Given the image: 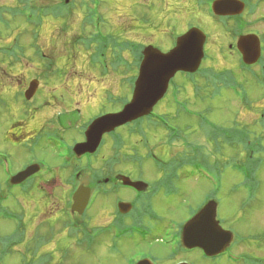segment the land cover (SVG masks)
Masks as SVG:
<instances>
[{
	"label": "rangeland",
	"instance_id": "374dc122",
	"mask_svg": "<svg viewBox=\"0 0 264 264\" xmlns=\"http://www.w3.org/2000/svg\"><path fill=\"white\" fill-rule=\"evenodd\" d=\"M60 1L33 0L38 7L45 4L57 6ZM67 1L72 2L70 13L66 11L63 14L64 17L58 19L47 15L33 29L22 23L20 19H12L15 20V23L11 24V30L8 31V28L5 29L0 22V48L9 45L14 38H18L24 46V51L26 50L25 57L23 56L24 58L18 64L11 63L10 58L4 56L3 58L0 54V152L6 155L0 154V191L3 192V195L10 191L11 196L12 194L16 196L15 201H11V199L8 201V206L18 212H20L18 205L20 208L22 206L27 235L33 231L35 233L40 221L47 224V228L42 232L47 237L44 238L47 243L42 246L43 251L46 252L44 264H127L129 258L136 253L156 255L159 264H179L181 262L243 264L247 258L238 256V253H242L259 257L261 264H264V158L261 160L258 157L252 158L253 162L259 163L248 187L242 184V176L231 169H222L217 182L213 179L183 178L173 185L177 193L166 194L163 189L156 187V192L150 195V198L152 197L150 200L151 212L155 219L142 213L143 219L151 229V236L148 240L121 239L117 243L116 251H111L108 245L110 239L105 234L99 236L94 242V239L88 242L89 239H84L81 234V231H85L83 228L71 230L67 219L62 214L66 195L70 189L71 168L62 165L61 154L64 149H56L50 143L46 144L44 142L45 135L48 132H57L64 136L68 143L75 139L81 140L80 129L83 126L80 125L93 114L102 111H116L130 100L131 84L128 83V76L135 74V71L132 73L131 69L128 70V67L122 63V67L121 65L113 67L114 55L109 58L106 54L107 59L104 57L102 60V57L98 61L93 58L92 46L90 48L81 43L82 37H87L91 31V25H88L87 21H83L87 11L86 7L90 4H87L88 0ZM95 1L100 4L97 7L98 14L94 20H99L104 33L112 35V38L118 40L142 44L141 47L150 45L165 51L171 47L173 36L181 34L189 24L197 23L207 33L204 52L208 57L203 61V65L217 71L228 69L237 75H244L237 68L239 58L236 50L233 51L232 48H229L230 44L235 45L239 36L232 38L230 32L221 29L220 25L214 19L212 21L208 19L204 12V19L199 18L196 12H192L190 9L197 8L200 0ZM18 2L22 3L23 1L0 0V7H11ZM249 10L251 11L249 15L246 11L247 16L244 17L245 24L248 23L245 31L259 36L264 60V2L259 4L258 9L254 8L253 3L250 4ZM199 13L202 14V11ZM5 14L10 20L13 17L9 12H5ZM207 20L212 24V28L207 26ZM31 31L37 35L34 46L31 45L33 43V39L30 37ZM40 48L47 59L54 60V67L59 68L52 78L46 75L47 81L44 80L46 71L44 63L47 61L33 59L37 57L35 49ZM31 50H33V54ZM127 55H129V50L123 53V57H126L128 64H131L130 56ZM67 60H71L72 64L69 62L67 66ZM61 68L65 70L64 73ZM258 68L259 66H253L254 70ZM245 74L249 76L247 73ZM246 75L244 89L248 95L241 102H238L231 89L221 87L215 93L214 88L218 86L215 82H213V89L209 94L211 84H206L205 81L201 82V79L198 80L200 89H195L192 83H188V80L182 82L180 74H176L169 81L170 84L173 81L176 84L179 83L182 91L180 93L181 101L187 100L191 108L207 112V117L213 124L228 128L237 121L239 126L234 124L232 128L241 129L246 126L252 132L250 133L251 137L254 138L257 135H262L264 129V123L258 121L260 119L259 112L264 108V85H260ZM32 77L40 78L39 87L30 100V104L27 105L21 103L19 99L17 100V96L19 98L20 90L27 87V82ZM245 100H247L246 103ZM162 104L163 102L155 106L156 112L170 117L175 127L179 125L185 131H188V127L184 125L189 123L190 128H196V133L198 132L196 138L200 143L204 140L202 134L210 133V128L219 129L212 126L206 130L201 129L196 117L185 118L182 115L183 111L177 106L176 108L172 102L167 103L169 108H164ZM72 112L76 113L73 123L67 121L66 116L68 115H65ZM145 122H149L145 123V131L149 136L147 140L150 142V146H153L152 149L156 148L158 156L165 157L168 150L175 152L176 148H180V142H175L177 139L168 140L166 131L161 129L158 123L151 120H145ZM20 131L22 133H19ZM11 132H16L18 137L12 136ZM118 133L116 136L118 141L113 143L114 141L107 139L99 149L97 158L94 161L91 159L93 161L90 165L91 168L85 163L78 165L77 168L81 169L79 181L85 185L95 182L96 180H92L91 177L95 167L100 168L99 174H96L102 178L107 169L104 168V161L113 154L120 158L115 167V162H110L111 167H114L113 171L126 173L132 180L158 183L162 175L157 172L158 168L152 159L146 157V148L142 146L140 137L130 134L126 128H119ZM187 133L190 137L192 136L190 130ZM34 136H39L38 140L33 138ZM121 138L124 141L123 148L119 149V152H114L113 148L116 144H123L119 140ZM110 139L112 138L110 137ZM219 143L225 150L223 152L225 158L220 159L221 162L229 161L233 157L245 159L247 154L251 153L249 147H234L231 150L223 139H220ZM261 143L264 144V135L261 136ZM63 145L65 143L60 144V147ZM38 162L49 166L50 172L47 174L45 170L40 171V176L34 181L35 188L26 194L21 193L20 189L15 186H10L11 189L6 188L8 180L5 177L8 173L20 171L28 164ZM95 188H97L96 183L92 184L89 190L92 191ZM213 188L217 189L215 196L217 220L223 229L238 235L240 240L232 242L226 248L225 255L215 260H204L197 249L184 253V250L180 248L177 256L171 257L169 255L171 251L167 249L168 246L166 247L160 239L156 240V238L165 231L175 235L177 232L175 228L188 218V213L193 207L199 208L197 206L206 191ZM116 194L130 196L131 190L124 188ZM112 202L113 196L108 197V195L94 199L87 210L83 212L82 217L79 216L81 225L86 229L85 223L92 227L107 222L113 212ZM146 205L147 202L145 207ZM48 226L52 229L49 230ZM12 228L11 222L0 219V235L8 234ZM50 236H52V240ZM29 240L26 241V245L17 248L20 253H29L26 246L28 244L32 247L33 244L32 242L29 244ZM235 258H239V261L235 262L233 260ZM17 260V255L13 254L7 260V264H14Z\"/></svg>",
	"mask_w": 264,
	"mask_h": 264
},
{
	"label": "trees",
	"instance_id": "16d2710c",
	"mask_svg": "<svg viewBox=\"0 0 264 264\" xmlns=\"http://www.w3.org/2000/svg\"><path fill=\"white\" fill-rule=\"evenodd\" d=\"M19 1V0H17ZM23 2L16 3L13 6H2L0 7V22L5 27V29L8 28V31L11 30V24L15 23V20L20 19L22 20V23H24L26 26L37 27L40 23L43 17L47 15H52L56 19L63 18L64 12H69L72 10V2L69 3L68 1L65 2V0H61L58 2L57 6L52 5H43V6H36V4L33 2V0H22ZM198 6H202L206 3V0H200ZM87 4H90L87 8L86 13L84 14L83 21H87L88 25H91V31H89V35L87 37H82V44L84 46H88L94 50L93 51V58H95L96 61L98 59L104 60V57L107 59L106 54L109 58H112L114 55L113 60V67L116 65L124 64L128 67V70L131 69V72L133 73L136 69L137 63L140 59V50L141 45L136 42L132 41H124V40H118L115 38H112V35L104 33L102 28L100 27V22L98 19L94 20L97 13V7L99 6V2L95 0H88ZM208 4V2L206 3ZM202 8V7H201ZM5 12H9L13 17L8 18V16L5 14ZM6 15V17H5ZM15 19V20H12ZM221 27V29H224L226 32H230V35L232 38L237 37L241 33H246L248 31L246 30L245 20L241 18H213ZM65 27H68L67 25H64ZM245 31V32H244ZM30 37L33 39V43L31 44L34 46V41L37 38V35L31 31ZM77 42V41H75ZM6 45V44H4ZM71 47V45H69ZM143 46V45H142ZM109 48V50H108ZM129 50V55L131 61V64H128L126 62V57H123V53L125 51ZM32 54H33V50ZM24 46L22 43H20V40L18 38H14L12 42H10L9 45H6L5 47L0 48V54H2V57H8L10 58V62H14V64H18L25 56ZM122 54V56H121ZM35 55L37 57L33 58L38 61H47L45 64L46 71L44 73V80H48L46 75L50 78L53 77V75L59 70V68L56 66L54 67V60L53 59H47V56H45L42 52V49H35ZM33 55V56H35ZM125 55V54H124ZM24 56V57H23ZM126 56V55H125ZM3 57V58H4ZM123 57V58H122ZM1 58V59H3ZM30 59V58H28ZM68 62L66 65L68 66V63L71 61L67 60ZM261 62V60H260ZM258 62L259 68L254 70L253 66H247L243 63H240L238 66V71L243 72L244 75L236 74L234 71L223 69V70H215L213 68H207L204 65L199 68V70L194 74H186V73H180L182 76V79L184 81L188 80V83H192L193 86L196 88H199L198 80L201 79V82H204L206 84H211L209 86V94H211V91L213 89V82L222 81L226 88L231 89L233 93L236 95L238 93H243L246 96L248 94L245 93L244 89V82H245V73H247L252 79H254L257 83L260 85H264V66H261L264 64V62ZM72 64V62H70ZM260 63V64H259ZM61 67V66H60ZM122 67V65H121ZM62 73L65 72L61 68ZM68 72V70H67ZM246 75V77H249ZM128 79H132L133 74L131 76H128ZM244 80V81H243ZM176 85V83L174 84ZM194 89V92L196 90ZM174 91L172 90V93ZM182 91H180L181 93ZM211 96V95H210ZM173 94L168 95L166 98H164V103L173 102L174 106L179 107L183 113L182 115L185 116V118L193 119L196 117V119L199 121L200 128L202 129H208L211 126L212 127H218V130H215L213 128H210V133H206L207 138L205 135L204 140L202 143L197 141L196 138V128H190L191 125L187 123L184 126H187V130L192 133V136L187 133L188 131H185L182 129L179 125L178 127L173 128V123L170 117H167L165 115H161V117L158 118V120L153 119H147L148 121L151 120L154 123H158L159 126L163 129H169V132L166 131L168 136V140L173 141L177 139L175 142H180L181 146L179 149H176V152L167 151L165 157H160V163L157 164V168L159 171L167 173L163 177V181H166L170 184L172 180L175 178H178L179 176L189 177V176H198L200 179H204L206 176L211 175L215 177L217 180L219 179L221 175L222 169H231L243 177L242 184H247V182L251 180L253 175L256 173L257 170V164L252 161L253 157H258L260 160L264 158V146L260 145L259 139L263 135L264 129L262 131V135H257L256 137L252 138L250 133V129H248L246 126L239 128H232L234 124L237 125V121L232 123L230 127L226 128L223 126L215 125L211 122V120L207 117L208 113H204L201 110L191 108L189 106V102L187 100L181 101L180 104H177L178 101L176 98H172ZM209 97V96H208ZM207 97V98H208ZM206 98V99H207ZM238 102L244 101L245 98L243 97H236ZM239 98V99H238ZM18 99V96H17ZM168 99V100H167ZM247 100H245V103ZM188 103V105H187ZM264 103V100H263ZM242 104V103H241ZM176 107V108H177ZM200 111V112H199ZM204 114V115H202ZM65 115L67 117V121L73 122V117L76 115L75 112L72 113H66ZM260 119L258 120L259 123H264V108L260 110L259 116ZM166 118V119H164ZM66 120V119H65ZM146 120V119H145ZM145 120L141 119L135 122V125L138 126L135 129L134 125V131L137 133L140 130L141 135L140 136V142L142 146H148L147 139L148 135L147 132L145 134L144 130L141 129L142 123L145 122ZM61 122V121H60ZM149 123V122H145ZM134 124V123H133ZM182 130H181V129ZM19 133H22L21 131ZM12 136L18 137V134L16 132H11ZM145 134V135H144ZM170 134V136H169ZM209 134V135H208ZM165 136V137H166ZM220 139H223L225 144L233 150L235 148L239 147H249L251 148V153L247 154L245 159L240 158H231L229 161L221 162L220 159L225 158V153H223L225 150H223V147L219 143ZM38 140V139H37ZM228 141V142H227ZM201 144V145H200ZM250 144V145H249ZM254 145V146H252ZM232 146V147H231ZM120 148H123V145L120 143L119 145H116L115 149L118 150ZM234 152V151H233ZM173 153V154H171ZM257 154V155H255ZM119 162V161H118ZM71 163V162H69ZM225 163V165H224ZM73 171L76 170L74 166L70 167ZM38 176H33L29 179H27L25 182H23L20 186V192L22 193H28L29 190L32 188H35L34 181L36 180ZM6 188L11 189L10 186L6 182ZM74 189V185L70 187L69 191L66 195V202L65 206H68L69 198ZM216 191V190H215ZM214 191V195H215ZM10 191L7 194L3 195V192L0 191V219H7L13 224V229L8 234L0 235V264H7V260L9 257L13 254H16L18 257L17 262L18 264H44L45 263V254L46 252L43 251L42 246L47 243V240L44 238H47L45 236L44 232L45 228H47V224L43 223L44 221H40V224L36 227L35 233L34 231L27 235L26 231V221L24 219V212L23 208L18 205L20 212L18 210L11 209L8 206V201L11 199V201H15L17 198L15 195H10ZM213 195V196H214ZM68 200V201H67ZM16 205V206H17ZM12 206V204H11ZM14 207V206H13ZM66 209L62 210V214L67 218ZM120 225L122 223L120 222ZM52 227V224H50ZM50 226H48L49 230L52 229ZM143 228L145 229V234H148V237L151 236V229L146 224L143 223ZM129 233V232H128ZM105 236H110L111 233L109 231L104 232ZM24 236L26 239L24 240ZM102 234L100 235V237ZM99 237L96 236L93 240V242ZM87 238V240L90 238L89 236H84V239ZM29 240V244H32V247L27 244L26 247L29 249V253L22 254L19 252L17 248H20L21 245H26V241ZM50 239L52 240V236H50ZM55 239V238H54ZM53 239V240H54ZM49 240V239H48ZM32 242V243H30ZM90 242V239L88 240ZM77 244V243H76ZM31 247V248H30ZM24 260V262H23ZM14 263V264H15Z\"/></svg>",
	"mask_w": 264,
	"mask_h": 264
},
{
	"label": "water",
	"instance_id": "95a60500",
	"mask_svg": "<svg viewBox=\"0 0 264 264\" xmlns=\"http://www.w3.org/2000/svg\"><path fill=\"white\" fill-rule=\"evenodd\" d=\"M243 5L236 0H216L213 10L220 15L237 14ZM205 35L198 28H190L176 39L175 46L167 53L148 45L142 50V60L138 76L134 82L132 98L119 112L106 114L92 121L85 130V140L74 144L73 151L77 155L93 152L100 143L103 133L115 127L149 113L153 105L163 96L168 81L177 71L194 72L203 57ZM237 48L246 64L254 63L259 57V39L254 34L242 35L238 38ZM37 88V81H30L24 91V97L30 99ZM37 164H30L10 178V183L18 184L38 171ZM123 183L145 190L143 182H132L123 177ZM89 188L79 186L72 194L71 210L81 213L88 201ZM129 204L120 205V211L126 212ZM216 204L206 203L182 228L181 241L187 248L200 247L207 255L220 253L232 240V233L224 230L215 219ZM136 264H152L144 259ZM187 264V263H179Z\"/></svg>",
	"mask_w": 264,
	"mask_h": 264
},
{
	"label": "flooded vegetation",
	"instance_id": "af4514ba",
	"mask_svg": "<svg viewBox=\"0 0 264 264\" xmlns=\"http://www.w3.org/2000/svg\"><path fill=\"white\" fill-rule=\"evenodd\" d=\"M208 1V5L205 3V4H203L202 6H197V8L195 7V9H190L192 12H196L197 14H198V17L200 18V16H199V14H201V13H199L200 11H202V15H203V12L205 13V15H206V17H208V19H210L211 21L213 20V18L215 17V19L216 18H218V19H220V18H229V17H231V18H241V19H244V17L245 16H247L246 15V11H247V14L249 15V13L251 12L250 10H249V7H250V4H252L253 3V5H254V8H259V4H261V3H263L264 2V0H236V1H239V2H241V3H243V6H244V8H243V10L241 11V13H239V14H235V15H230V16H219V15H214L213 13H212V10H211V3H212V1H214V0H207ZM251 2V3H250ZM202 7V8H201ZM194 8V7H193ZM197 9V10H196ZM199 9H200V11H199ZM251 9V8H250ZM261 17V16H260ZM195 26H198V24L196 23V24H194ZM199 27V26H198ZM200 28V27H199ZM201 29V28H200ZM201 30H203V29H201ZM185 31V30H184ZM183 31V32H184ZM204 31V30H203ZM182 32V33H183ZM204 33L206 34V40H207V33H206V31H204ZM246 33H250V32H246ZM205 40V41H206ZM229 48H234V46L232 45V44H230V47ZM261 54H262V49H261ZM29 104H30V101H29ZM73 119H74V117H73ZM108 177H106V180H104L103 178H99V179H97L96 181H95V183L99 186L100 185V183H105V184H107V185H109V188L110 189H112L113 191H115L116 190V187H117V189L118 190H122V189H124V188H128V189H130L131 190V195L130 196H126V195H118L117 197H115L114 199H113V202L114 203H116V202H119V201H126V202H130L131 204H132V211H134V212H137V210L138 209H140L141 210V208H142V206L144 205V203L146 202V201H148V199H146V196H144V194H142V193H140V192H138V191H136L135 189H133V188H131V187H124V186H122L121 184V176H128V177H130L128 174H126V173H121V172H119V171H109L108 173ZM146 182V181H145ZM148 183V182H147ZM148 185L150 186V188L153 186L154 187V182H152V184H151V182L150 183H148ZM148 189H149V187H148ZM156 192V189H152V194H154ZM109 212V211H108ZM107 212V213H108ZM118 218V216H115V218L113 219V220H115V219H117ZM112 219V217H110V219H108V221H110ZM127 219H132V217L130 218H127ZM112 220V221H113ZM136 220V219H135ZM107 221V222H108ZM111 221V222H112ZM110 222V223H111Z\"/></svg>",
	"mask_w": 264,
	"mask_h": 264
},
{
	"label": "bare ground",
	"instance_id": "6f19581e",
	"mask_svg": "<svg viewBox=\"0 0 264 264\" xmlns=\"http://www.w3.org/2000/svg\"><path fill=\"white\" fill-rule=\"evenodd\" d=\"M199 16L201 17V19H204V17H203L202 14H199ZM207 23H208L207 26H208L209 28H212V24L210 23V21L207 20ZM162 106H163L164 108H169V106H168L167 103H163ZM163 107H162V108H163ZM103 203H104V205H105V202H103Z\"/></svg>",
	"mask_w": 264,
	"mask_h": 264
}]
</instances>
